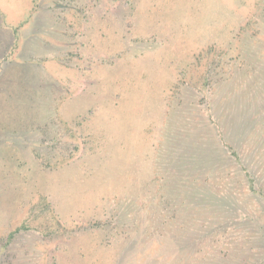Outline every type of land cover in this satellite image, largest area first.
<instances>
[{
    "label": "rangeland",
    "instance_id": "rangeland-1",
    "mask_svg": "<svg viewBox=\"0 0 264 264\" xmlns=\"http://www.w3.org/2000/svg\"><path fill=\"white\" fill-rule=\"evenodd\" d=\"M0 264H264V0H0Z\"/></svg>",
    "mask_w": 264,
    "mask_h": 264
},
{
    "label": "crops",
    "instance_id": "crops-1",
    "mask_svg": "<svg viewBox=\"0 0 264 264\" xmlns=\"http://www.w3.org/2000/svg\"><path fill=\"white\" fill-rule=\"evenodd\" d=\"M210 45V44H209Z\"/></svg>",
    "mask_w": 264,
    "mask_h": 264
}]
</instances>
